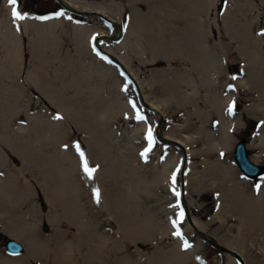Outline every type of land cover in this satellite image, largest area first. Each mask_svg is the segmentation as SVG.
<instances>
[{
  "label": "rangeland",
  "instance_id": "1",
  "mask_svg": "<svg viewBox=\"0 0 264 264\" xmlns=\"http://www.w3.org/2000/svg\"><path fill=\"white\" fill-rule=\"evenodd\" d=\"M17 1L16 7L21 13H25L28 17L32 16L34 20H39L40 22L43 20L40 17H51L69 24L74 21V25L85 24L91 28L106 27L109 37L103 38V41L100 39L99 48L107 52L108 55L100 56L91 49L89 44L86 46L87 56L85 54L78 55L70 34L66 33H58L55 37L50 38L48 42L46 40V43H44L46 45L42 44L44 47L35 55L32 51V37L29 34H20L19 39L21 42L18 43L17 47L12 46L14 56L8 59L6 56L8 50L2 48L5 34H0V66L4 64L3 61L5 59L12 60L11 62L14 61L15 64H20V68L11 69L13 70L12 78H6L5 81H3L1 72L3 70L9 71L10 64L5 62L8 63L9 67L7 65L5 68L0 67V121H10L12 112H18V115L15 116L16 118L14 117L16 121L11 122L9 127L2 129L3 126L0 122V153L2 156H6L7 159L6 164L4 163L0 167V172L12 173L11 176L21 179V182L32 179L33 166L12 158L9 148L1 140L4 135L6 137L14 136L15 139H19L18 135L20 137L23 134L17 128H20V126L28 127L30 134L27 138L29 141L32 138L35 139L38 148L35 156L38 159H45V154L49 149V151H53L58 156L60 155L59 152L66 153V162L77 170L76 174H73L75 179H79L82 176V160L75 149V145L78 143L85 154L89 166L96 169L93 173L92 183L95 185V190L99 189L102 196L104 190L101 176L99 175L102 165L96 159L100 152L87 146L88 144H86L85 140L88 134L85 131V126L94 127V125L98 124L97 116L101 106L110 105L111 107H109L114 113H110L105 120L103 126L105 133L101 134V136L104 141H107V143H103V146L108 148L107 154L111 158L115 157L110 159V163L114 165V177L105 179V187L113 195L117 196L120 193L122 189L120 178L124 172L123 170L128 169V159H130V163L132 162L136 166V181L139 179L143 185L140 188V198L142 199L138 205L136 204L133 214L135 225L131 230V236L134 241L130 249L135 251V260L137 259L141 264H145L146 261L147 264H161V262L165 261V259H161L164 254L160 248L162 250L167 249L163 248L164 244L162 241L156 239L155 227L156 230L160 229V227L166 229L167 233H169L167 231L169 229L170 235H173L178 230L182 233V238H185V240L191 236V233L189 235L187 232L184 233L185 227L181 226L182 223L178 227H174L172 224L174 219H179V210L176 205L179 204L181 206L180 203L184 200L182 199L183 196L186 197L187 204H189L190 217H196L201 224H206L208 234L215 238H220L223 234H227L229 239L237 236L239 224L235 218L236 215H233L234 213L225 215L224 213L225 217L219 218L222 216L219 215V207L220 205H225L224 195L237 192L236 180L238 181V174L245 178L234 160L235 147L240 142H246L247 146L255 145L254 148L248 150L249 157L252 161V158L259 154L261 160L258 165L264 167V139H262L264 137V34H262L264 33V0H236L235 2H232V0H219L213 16L202 17L200 20L205 35L200 36L201 40L199 43L200 46L205 45L206 51L204 48L202 52L198 51L191 54V49L188 52L191 58L187 59V61L184 60L185 58H180V56L184 55H180L179 57L176 56V59L171 60L170 63L165 59L159 66L148 67L141 64L146 55L143 52L144 49H142L146 47V42L142 40L141 49L137 52L135 50L131 51L125 46H120L133 16L131 10H129L131 5L127 0H71L73 12L70 16L67 15V11L58 0ZM137 8L142 15L146 14V8H141V6ZM230 9L236 10L237 15L227 16V11ZM3 11L4 8L0 5V13H3ZM96 11L102 12V15H96ZM5 12L7 13L8 10L6 9ZM59 13H63V15H59ZM69 17H72L73 20H69ZM110 19H114L119 23H114ZM199 24L201 23L199 22ZM211 27L214 28L213 31L210 29ZM120 29L123 36L120 40L113 41L111 38ZM98 36L93 38L97 37L98 39ZM184 41L186 42V39ZM241 42L245 46L243 49L248 56H244L241 53ZM42 46L39 45L38 48ZM126 55L136 74L135 81L138 85L144 87L145 93L148 94L149 99L147 101L149 103L158 102L154 96L171 98L168 95V91L164 93L162 89L155 87L156 85L152 87L157 79L163 78L171 83H176L178 98H171V103L167 106L168 109H165V114L161 110L154 111L142 105L132 80H129V82L134 86L126 82L122 78L121 73L118 72L117 75H119L120 81L125 82H122L123 85L120 89H116L113 79L102 77L95 69L99 61H104V63L107 62L108 64L106 57L113 58L114 56L121 60L120 57H125ZM251 55H255L256 60H250ZM204 59L209 63L212 62L210 63L212 67L206 75L205 70H203L205 66L203 67L202 65ZM116 63L115 67L120 68V64ZM33 71L36 78L42 82V90L31 86L30 77L33 75ZM233 76H236L237 79H232ZM182 77H186L190 84L184 83ZM241 80L242 82L244 81L243 84L240 83ZM230 85L234 86L235 90L230 89ZM194 87L197 88L195 100L192 103L188 101L187 105H184L182 107L183 110H181L178 104L179 98L183 97V93L195 94L194 90V92L190 90ZM46 89L56 91L60 100L64 101L72 111H75L73 115H65L52 105L50 103L51 100H48L43 95L44 92H41ZM120 92L123 95L119 99L118 95ZM214 94L224 99L221 109L223 120L227 122V119H235V125L231 129L233 144L229 149L225 148V151L221 145L220 117L211 107ZM121 101L125 103L126 110H118L119 112L115 113V107L116 105L119 106ZM233 101H235L236 107L233 114H229L228 107ZM137 114L144 116L145 119H136ZM57 115L61 116L62 119H55ZM198 116L205 120L207 131L212 136L211 142H214L217 148L211 156L198 155L194 157L187 154V157H184V150L177 149L174 146H177L175 139H184L183 137L186 134L183 131L184 129L180 132L175 130L178 129L179 131L180 125H184L186 128V126L192 124L193 126H191L190 130L199 131L201 129L199 122L201 118H198ZM31 117L38 119V124L30 123L29 119ZM159 117L164 120L163 122L159 121L161 124L158 123L159 133L168 137V139H172L165 143L159 142L155 135L154 126ZM44 122L49 124L48 128L50 130L51 128L53 129L54 125L52 124L54 123L59 122L60 126H62V131L60 130L57 136L56 132L51 131L49 133L53 135L51 137L53 138L52 148L42 144L46 134H43L44 132L40 128L37 129L39 123L45 127ZM149 128L152 130L154 143L145 157L142 153L149 149V141L147 139ZM134 129L138 131L136 132L138 135L134 134L135 140H131V131H134ZM193 131L190 132L192 133ZM109 135L110 137L108 138ZM41 136L44 138H41ZM59 140H62L60 144L58 143ZM189 147L193 150L202 149L204 143L199 140L197 144ZM168 160L172 162L170 168L176 174L175 185L170 180L167 181V184L171 185V190H163V192L157 190L152 194V191L150 193L148 188L144 189L143 187L149 181L153 165L159 168ZM218 162H222V165L229 167L231 171L232 169L234 170L232 172L233 178L224 180L211 179L209 169L213 167L214 163ZM234 166L236 167L235 169ZM196 172H200V176L203 175L204 179L202 183H198L194 187L190 185V179L194 178ZM36 176H43V173L38 172ZM186 178H189V180L187 179L182 187V181ZM247 180L251 181L253 185L250 191L251 195L258 196L264 185V176L256 180ZM173 187L181 193L180 197H176L173 194ZM36 191L37 199L42 209L40 229L44 234L50 235L53 231L51 224L48 222L51 207H48L49 204L45 202L42 190L39 191L37 188ZM206 197H209L208 201ZM184 204L186 205V203ZM191 206H194L193 210ZM117 215L118 218L114 212H104L103 217L109 220L108 224H106L107 231L111 228H121L118 222L125 217L123 213H117ZM113 217L116 218L115 222L112 221ZM212 220L216 224L208 227L207 224ZM223 220L227 221L223 222ZM124 221L127 222L128 220L125 218ZM61 229L63 231L71 230L68 224H62ZM122 229L126 233L127 226H123ZM197 237L194 234L191 241L187 242L189 247L196 242ZM250 238L252 241L247 243L249 249H246L247 264H264V234L257 232L251 235ZM5 239L6 237L2 234L0 228V247L2 248H4ZM177 244L179 247L180 243L177 242ZM189 247L184 248V250L187 251ZM209 249L213 254L206 255L205 259L179 261L177 264H229L224 248ZM118 253L123 255L125 251H118ZM32 264L38 263L32 262Z\"/></svg>",
  "mask_w": 264,
  "mask_h": 264
},
{
  "label": "bare ground",
  "instance_id": "2",
  "mask_svg": "<svg viewBox=\"0 0 264 264\" xmlns=\"http://www.w3.org/2000/svg\"><path fill=\"white\" fill-rule=\"evenodd\" d=\"M127 1L131 5L129 10H131L133 16L131 17L130 26L127 28L126 35L120 46H125L131 49V51L135 50V52H137L141 49L142 40L146 42V47L142 48L146 55L144 56L145 59L141 61V64L147 67L159 66L165 59L170 63L171 60H175L176 56L179 57L180 55H184L180 56V58H185L184 60L187 61V59L191 58L188 53L191 49V54L198 51L202 52L205 45L200 46L199 41L201 40L200 36L205 35V32L200 20L202 17L208 18L213 16L218 7L217 2H219V0ZM235 1L236 0H232V2ZM58 2L67 11V15L70 16L73 12L70 3L71 0H58ZM0 5L4 8L3 13H0V34H5V39L2 37V48L8 50L6 55L8 59L14 56L12 53V46L17 47L18 43L21 42L19 39L20 34H29L32 37V51L35 55L46 45L44 44L46 40L48 42L50 38L55 37L58 33L70 34L75 50L80 56L82 54L87 56L88 51L86 46L88 44L91 49L100 56L108 55L107 52L99 48L101 44L100 39L103 41V38L109 37V32L105 29L106 27L91 28L85 24L74 25L72 17H69V20L73 22L72 24L64 23L55 18L52 19L51 17L43 19L40 22L39 20H34L32 16L28 17L27 15L26 19L14 20L12 17L13 6L9 4V0H0ZM140 6L141 8H146V14L142 15L140 13V10L137 8ZM6 9L8 10L7 13L5 12ZM101 13L100 11L95 12L96 15H102ZM228 15H237V11L230 9L227 11V16ZM110 21L119 23L114 19H110ZM199 22L201 24H199ZM210 29L213 31L214 28L211 27ZM97 35H99L98 39L97 37L94 39L93 37ZM122 36L123 33L120 29L111 39L113 41H118ZM184 39H186V42ZM42 44H44V46H42ZM39 45L42 47L38 48ZM134 47L136 48L134 49ZM241 47V53L244 56H248L243 49L245 46L242 42ZM106 58L108 64L107 62L104 63V61L97 62L98 65H95L96 71L104 78L113 79L116 89H120L123 85L122 82L125 81L130 83L131 86L135 85L138 91V98L144 107L151 108V110L154 111L161 110L163 114H165V109H168L167 106L171 103V98H178L176 83H171L169 80L162 78L160 80L157 79L152 87L156 85L155 87H159L164 93L168 91V95L171 98L154 96L158 102L151 100L154 102L149 103L147 101L149 99L148 94L145 93L144 87L138 85L135 81L136 74L127 55L125 57H120L121 60L114 56L113 58ZM8 59H5V61H3L4 64L0 66L5 68L6 65L9 67L8 63L10 64L8 68L9 71L3 70V72H1L3 81H5L6 78H12L13 70L11 69L20 68V64H15L14 61L11 62L12 60ZM253 59L256 60L255 55L250 56V60ZM116 62H118V65L120 64V68L115 67V64H117ZM210 63L206 59L203 60L202 65L203 67L205 66L203 69L205 70V75L212 67ZM118 72L121 73L125 81H120L119 75H117ZM183 79L184 83L190 84L186 77ZM129 80H132L134 85L129 82ZM30 82L32 83V87L35 86L38 89H43L41 87L42 82L36 78L34 71L33 75L30 77ZM243 82L242 80L240 81L241 84H243ZM190 90H194L196 93L193 95L183 93V97L179 98L178 104L181 110H183L182 107L184 105H187L188 101L192 103L196 98L197 88L194 87ZM41 92H44L43 95L47 97L48 100H51L50 103L65 115L71 116V114L73 115V112H75L72 111L64 101L60 100L56 91L46 89ZM121 95L123 94L120 92L118 95L119 99ZM213 99L211 107L220 117L222 132L221 145L225 151L233 144L231 129L235 125V119H227V122L223 120L221 109L224 99L215 94ZM109 106H101V110L98 112L97 116L98 124L94 125V127L85 126V131L88 134L85 140L86 144H88L87 146L90 149L94 148L100 152V155H97L96 159L99 164L102 165L99 175L101 176L104 192H102V196L100 195L99 203H97L94 196L95 185L92 183L93 175L91 177L87 176L82 167V176H80L79 179H75L73 174H76L77 170L70 163L66 162L67 155L64 152H59L61 155L60 157V155L54 154V152L49 151V149L45 154V159H38L35 156V152L38 151L35 139L32 138L29 141L27 138L30 134L28 132V127L24 128L20 126V128H17V130L23 134L20 137L18 135L19 139H15L14 136L6 137L4 135L5 137H2L1 140L9 148L8 150L12 158L22 163L31 164L34 168V172L33 174L31 173V180L22 182L20 181L21 179L11 176L12 173L0 172L1 232L6 238L21 242L25 248V252L22 255L12 256L7 253L6 249L4 250V248L0 247V264H32V262L38 264H141L137 259L135 260V251H132L130 248L134 241L131 236V230L135 225L133 214L136 209V204L138 205V203L141 202L140 188L143 185L140 183L139 179L136 181V166L133 165L132 162L130 163V159L127 160L129 163L128 169L123 170L124 172L120 178L122 182L120 193H118L117 196L113 195L109 193V189L105 187V179L114 177V165L110 163V159L115 158L114 156L111 158L110 155L107 154L108 148L103 146V143H107V141H104V138L101 136V134L105 133L103 130L105 120L110 113H114V111L110 109L111 106ZM124 109L126 110V105L121 101L119 106L116 105L115 113L118 110L123 111ZM9 113L11 114V112ZM17 113L12 112L10 121H0L3 126L2 129H5L7 126L9 127L11 122L16 121L15 116L18 115ZM79 115L82 114L79 113ZM199 117L201 118V116H198V118ZM29 121L30 123L33 122L35 125L38 124L37 122L39 120L31 117ZM159 121L163 122L164 120L159 117V120L156 121L157 124L155 123L156 139L161 143L172 140L159 133ZM199 122L201 129L197 132L190 130L191 126H193L192 124H189L186 128L184 125H180L179 131L178 129L175 130L176 132H180L184 129L183 131L186 134V136L183 137L184 139H175V143L178 147L174 146L177 149L184 150V157H187V154L188 156L191 155L194 157L198 155L211 156L217 148L215 143L211 142L212 136L207 131L205 120L201 118ZM44 124L45 127L41 126L39 123L37 129L40 128L41 131L44 132L43 134H46V138L41 136V138H44L42 144H45L48 148H52L51 143L53 138L51 137H53V135L49 133H51V131L56 132L57 136L60 130L62 131V126L57 122L52 124L54 125L53 129L49 126L51 128L50 130L48 128L49 124L47 122H44ZM188 130L189 132H187ZM190 131L193 132L191 133ZM136 132H138L136 129L131 131V140H135L134 134H137ZM109 137L110 135L108 138ZM262 139H264V137ZM199 140L201 143H204V149H190L189 146L197 144ZM28 141L29 143H27ZM61 142L62 140L58 141L59 144ZM254 147L255 145H249L247 146V150ZM0 159H2L0 161L1 167L4 163L6 164L7 159L6 156H2L1 153ZM260 160L261 156L259 154L252 158V162L257 165ZM222 164V162L214 163L213 167L209 169V175L212 177L211 179L218 178L224 180L233 178L232 172L234 170L232 169L231 171L229 167ZM171 166L172 162L169 160L163 163L159 168L153 165L150 171L149 181L143 188H148L150 193L152 191V194L157 190L162 192L163 190H171V185H168L167 181L170 180V182H172V177L175 175L176 182V174L172 171V168H170ZM235 168L234 166V169ZM236 171L238 172L237 169ZM38 172L43 173V176L37 177L36 175ZM84 174L85 176H83ZM200 174V172L195 173L194 178L190 179V185L195 187L198 183H202L204 178L203 175L200 176ZM238 176V181L236 180L237 192L235 194L224 195L225 205H220L219 207V215H222L219 218H224V213L225 215H229V213H234L233 215H236V217H232H235L239 224L237 236L229 239L227 234H223V236H221L222 238H215L208 234L206 231V224H201L196 217H190L189 204H187L186 197L183 196L182 199L184 200L180 203L181 206L178 207V210L179 213L181 210L184 212V218L179 222V225L182 223L181 226L185 227L184 233L187 232L188 235L191 233V236H189V238L187 237L185 240V238H178L174 234L170 235L169 229L167 230L169 233H167L166 229L160 227V229L156 230L155 227L156 239L162 241L165 246H163V248L167 249L162 250L159 247L164 254V257L161 259H165L161 264H177L179 261L185 262L205 259L206 255L213 254L209 248H224L225 254L228 256L229 264H247L246 249H249L247 243L252 241L250 236L257 232L264 234V185L258 196L251 195L250 191L253 187L251 181L243 178L241 174H238ZM187 179L189 180V178L183 179L182 187ZM37 188L39 191L42 190L45 196V202L49 204L48 207H51L48 222L51 224L53 231L50 235L44 234L40 229L42 223V209L40 208L36 195ZM206 200L208 201L209 197H206ZM184 203H186V205ZM191 207L193 210L194 206ZM104 212H114L116 217L118 216L117 213H123L128 221L125 222V218H121V221L118 222L121 228H111L107 231L106 224H108L109 220L103 217ZM115 219L116 218L113 217L112 221L115 222ZM123 221L124 223H122ZM225 221L227 220H223V222ZM62 224H68L71 230L63 231L61 229ZM215 224L216 223L212 220L207 226L212 227ZM123 226H127L126 233L122 231ZM194 234L198 236V239L187 251H185V242L191 241ZM177 242L180 243L179 247ZM118 251H125V254L122 255L118 253ZM145 264H147V261Z\"/></svg>",
  "mask_w": 264,
  "mask_h": 264
},
{
  "label": "snow or ice",
  "instance_id": "3",
  "mask_svg": "<svg viewBox=\"0 0 264 264\" xmlns=\"http://www.w3.org/2000/svg\"><path fill=\"white\" fill-rule=\"evenodd\" d=\"M9 4L13 6V9H12V17L14 18V20H23V19H26L27 18L26 14H22L17 9V7H16L17 0H9ZM59 15H63V13H59ZM46 18L47 17H40V19H46ZM262 34H264V33H262ZM232 79H237V77L236 76H233ZM229 87H230V89L235 90L234 89V86L230 85ZM235 107H236L235 101H233V103L231 105H229V107H228L229 114H233ZM55 119H58L59 120V119H62V117L59 116V115H57L55 117ZM136 119H138V120H144L145 118H144V116H142L140 114H137ZM147 139L149 141V149H147L144 153H142V155L145 156V157L147 156V152L150 151L151 145L154 143V137L152 135V130L150 128H149L148 133H147ZM75 149L78 152L79 156L81 157L82 167H83L84 173L87 176L91 177L93 175V173L96 171V169L89 166L88 161H87V159L85 157V154L81 150L80 145L78 143L75 145ZM172 183H173V185H175V175H173V177H172ZM172 190H173V194L176 197H180L181 193L179 191H177L175 189V187H173ZM94 196H95V199H96L97 203H99V201H100V192H99V189H96L95 190ZM176 206L179 207V204H177ZM183 218H184V212L181 210L180 213H179V219L178 220L177 219H174L172 221L173 226L174 227H178L179 222ZM174 235L176 237H178V238H182V233L180 231H178V230L176 232H174ZM184 247L187 248V247H189V245L185 242Z\"/></svg>",
  "mask_w": 264,
  "mask_h": 264
},
{
  "label": "water",
  "instance_id": "4",
  "mask_svg": "<svg viewBox=\"0 0 264 264\" xmlns=\"http://www.w3.org/2000/svg\"><path fill=\"white\" fill-rule=\"evenodd\" d=\"M234 160L246 179L256 180L264 175V167L254 164L251 161L246 142H240L235 147ZM4 244L9 255L20 256L25 252L23 244L15 239L6 238Z\"/></svg>",
  "mask_w": 264,
  "mask_h": 264
}]
</instances>
